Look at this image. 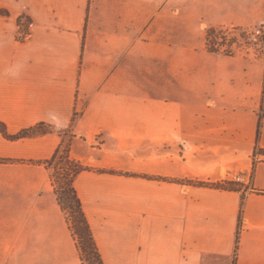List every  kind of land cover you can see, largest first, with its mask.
Masks as SVG:
<instances>
[{"label": "crops", "instance_id": "obj_1", "mask_svg": "<svg viewBox=\"0 0 264 264\" xmlns=\"http://www.w3.org/2000/svg\"><path fill=\"white\" fill-rule=\"evenodd\" d=\"M0 9V122L9 134L39 122L70 128V156L86 168L73 187L105 264H264L255 153L264 53L209 51L204 36L264 26V0H0ZM22 17L30 26L19 41ZM61 140L0 133V256L32 257L14 264H40L24 216L46 198L59 210L43 161ZM237 173L251 174L252 190L212 185Z\"/></svg>", "mask_w": 264, "mask_h": 264}, {"label": "rangeland", "instance_id": "obj_2", "mask_svg": "<svg viewBox=\"0 0 264 264\" xmlns=\"http://www.w3.org/2000/svg\"><path fill=\"white\" fill-rule=\"evenodd\" d=\"M253 25L244 27H206L205 31L213 28V34H209V39L213 38V46L224 52H230L233 48L238 46L243 48H252L253 50H260L264 53V42L254 43L248 38L247 31ZM17 38V35H16ZM66 129V128H65ZM144 130L143 126H136V133H142ZM73 135L66 133L62 135V144L59 148L57 155L54 160L44 165L47 176V184L51 188V192L54 197L53 190L55 188L62 187V178L65 173H71L69 169V159L64 160L63 148L68 144L69 156H70V144ZM60 142V143H61ZM71 159L75 160L70 156ZM77 161V160H75ZM79 163V161H77ZM230 187L235 188L236 185L230 183ZM50 197V195H49ZM47 199V198H46ZM45 199V206H41V213L32 218L27 214L24 216V230L34 231V238L38 245L36 246L40 252H37V258L33 260L40 262V264L54 263L55 261L64 262L65 264H80L79 258L77 259V250L75 247V240L71 232L67 227V218L70 219L69 209H66L63 213L60 209H57L56 205L52 201ZM51 199V198H50ZM56 202V201H55ZM58 206V205H57ZM66 216V218H65ZM31 254L27 253H16L12 252L0 256V262L6 264H14L16 262L27 263L31 261ZM79 262V263H78Z\"/></svg>", "mask_w": 264, "mask_h": 264}, {"label": "trees", "instance_id": "obj_3", "mask_svg": "<svg viewBox=\"0 0 264 264\" xmlns=\"http://www.w3.org/2000/svg\"><path fill=\"white\" fill-rule=\"evenodd\" d=\"M1 14H6V11L0 9ZM17 22H20V18L17 19ZM214 30L211 28L210 30L205 31V41H206V47L209 51H219L218 48L213 46V38L210 39L209 34H213ZM259 131V123L257 125V132L256 135L258 136ZM47 132H56L59 135H64L66 133L71 134L70 128L67 127L64 130H55L52 126L39 122L35 125L23 128L19 130L18 132L14 134H9L6 131L5 125L0 122V133L1 135L8 139V140H15L23 137H32L41 135ZM61 143L57 146L53 154L48 160L43 161V164L46 165L48 162H51L54 160L55 156L57 155L59 148L61 147ZM64 151V160L69 161V169L71 170V173L67 172L65 173V176L62 178V187L55 188L53 190L54 193V199L56 201V204L58 205L59 209L64 213L66 209H69V216L70 219L67 220V227L69 231L72 234V237L77 240H75V247L77 250L78 258L80 261V264H105L98 252L97 246L95 244V241L93 239L89 224L87 222V219L84 215V212L81 207V203L79 198L76 195L75 189L73 187V179L76 174L79 172L85 170L86 168L82 166L77 161L73 160L69 156V150H68V144L65 148H63ZM261 154L264 155V151H259ZM254 163V162H253ZM230 183L236 184L232 181H226L222 184L220 183H214L212 184L214 187H222L226 189H235L230 187ZM66 218V216H65ZM237 232V230H236ZM237 234V233H236Z\"/></svg>", "mask_w": 264, "mask_h": 264}, {"label": "built area", "instance_id": "obj_4", "mask_svg": "<svg viewBox=\"0 0 264 264\" xmlns=\"http://www.w3.org/2000/svg\"><path fill=\"white\" fill-rule=\"evenodd\" d=\"M30 26V23L26 22V19L24 17L21 18V21L19 22L18 28H17V40H23L24 38H26L28 36V27ZM248 34V38L251 42L254 43H263L264 42V26L263 25H253L251 26V28H249V30L247 31ZM256 154H260L262 155V157H264L263 154H261L257 149L255 150ZM257 160H259L258 155L256 157H254L253 162L255 163ZM253 165V164H252ZM232 182L236 183V184H240L244 187L245 190H252V186H251V174H240L237 173L235 175L232 176V178L230 179ZM226 181V180H225ZM223 181V182H225ZM241 220L239 219V225L237 226V234L235 233V246L238 240V234L240 231V223Z\"/></svg>", "mask_w": 264, "mask_h": 264}]
</instances>
